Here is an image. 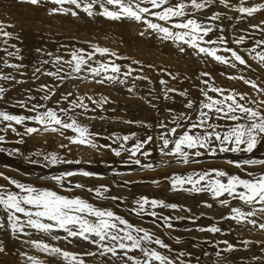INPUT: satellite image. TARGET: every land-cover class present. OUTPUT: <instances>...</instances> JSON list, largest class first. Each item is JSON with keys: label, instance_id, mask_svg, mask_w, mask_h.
<instances>
[{"label": "snow or ice", "instance_id": "6c2138e0", "mask_svg": "<svg viewBox=\"0 0 264 264\" xmlns=\"http://www.w3.org/2000/svg\"><path fill=\"white\" fill-rule=\"evenodd\" d=\"M19 2L37 7L54 5L48 9L49 15L80 18L83 13L92 20L102 18L109 22L136 24L141 37L170 42L178 53L195 57L198 62H215L228 70H235L238 74L230 73L228 79L243 81L257 96L253 98L246 92L220 87L210 72L201 70L196 77L198 83L191 85L198 90L199 96L193 97L190 87L179 88L163 78L167 75L171 81L183 83L177 74L165 73L163 68L157 92L153 80L145 71V67L154 69V65L145 66L138 60L121 64L118 61L128 58L107 47L91 44L92 51L73 47L66 53L67 59L58 51L37 47V64L33 66L32 76L36 79L40 75L50 77L54 84L37 87L38 97L27 94L26 90V98L18 99L12 105L23 109L24 113L0 109V153L41 169H51L60 165L92 163L91 159L69 158L73 145L97 152L108 149L114 157H125L121 163L142 171L156 170L157 165L142 162V159L147 160L152 155L154 149L161 157L168 158L159 167L198 165L205 158L216 159L233 153L239 158L226 159L225 163L235 167L243 176L232 174L225 168L208 167L165 177L171 191L190 196L207 195L211 197V202L206 201L205 208L212 209L215 204L221 209H228L219 218L210 217L214 221L210 225L200 226L196 225L197 220L207 213L192 214L191 208L143 195L131 199L114 195L109 185L86 188L82 182H74L72 178L78 176L104 178L84 168L37 176L38 181L51 183L54 187L21 181L0 172V178L6 182L0 184V236L22 246L16 264H201V257L195 252L174 251L162 238L166 234L176 245L185 243L180 236L172 235L176 231L175 223L185 220L196 227H185L184 232L209 233L217 237L203 239L204 245L218 249L215 264H228L222 253L249 251L253 245H259L264 251V239L255 240L244 235L245 232L256 231L264 236V157L255 156L258 149L264 148V86H259L255 79L244 74L247 69L255 72L250 61H255L264 69V0L252 4H248L247 0H238V3L237 0ZM257 14L261 18L254 23ZM12 27L13 24L0 22V44L5 46L2 50L6 54L3 67L24 76L26 73L21 70L27 65L23 63V49L16 43H10L19 41L23 44L24 41L19 34L7 30ZM257 32L259 38H256ZM97 54L104 59H96ZM8 58L19 62L10 63ZM220 75L224 76L225 71H221ZM81 79L96 85L120 86L132 96L138 95L135 82L146 81L148 94H140L138 98L155 111V121H121L144 129L143 136L133 131L101 137L100 132L91 130L89 122L97 118L109 119L100 114L106 111L105 105L111 103L107 96L96 98L68 90L54 100L66 82ZM0 81L4 82L0 84V101L5 102L11 89L4 84L27 83L2 70ZM175 97L183 98V107L179 110L171 109L167 103L174 102ZM49 103H54L55 107L49 106ZM43 134H54L67 140V144H58V148L65 150L64 153L47 149L26 150L23 147L28 140H36ZM98 138L111 143H99ZM108 167L112 169L116 186L129 183L117 179L125 173L111 164ZM160 183L153 180L157 186ZM85 188L95 200L117 202V208L126 205L128 212L141 220L151 217L155 229L162 231L157 232L141 223L134 224L110 207H99L80 196L62 194ZM158 209L189 215H162ZM223 222H227V228L221 226ZM233 231L237 233V243L219 238ZM194 240V246L199 247L200 240ZM82 244L87 247L79 252L70 251L65 246L79 247ZM24 247L29 250H23ZM9 251L6 239L0 238V254L7 256ZM202 254L208 255L206 251ZM249 264H264V255L253 256Z\"/></svg>", "mask_w": 264, "mask_h": 264}, {"label": "bare ground", "instance_id": "6f19581e", "mask_svg": "<svg viewBox=\"0 0 264 264\" xmlns=\"http://www.w3.org/2000/svg\"><path fill=\"white\" fill-rule=\"evenodd\" d=\"M18 1V0H17ZM11 2V0L8 2L7 0H0V17L1 18H3L4 16H5V14H9L10 16H12V17H14L15 19H25L26 20V22L27 23H29L30 25H32V26H34V27H40L42 30H40L39 28H37V31L36 32H32V31H29V30H26L25 28H24V26H14V29L13 28H11L10 30H8V31H13L14 33H17V34H19L20 36H22V38H23V44H20L19 43V41H10V43H16L18 46H20L22 49H23V52L24 51H27V50H33V51H35V49L37 48V47H41V48H44V49H46V50H48V51H51V50H49L50 48H52V44H51V41L54 39V37H55V35H56V33H52V31H54V28H53V30H51V29H49L50 27L49 26H53V27H55V28H58V30L59 29H64V31L68 28V26L70 25V24H72L73 22H74V20L76 19V18H72V17H70V16H63V17H60L59 16V18H57L56 19V17H57V15L56 16H50L49 14H48V8L50 7H48V8H44V9H42V8H39V6L37 7V9H38V12H37V14H36V17L37 18H39L40 19V22H37V21H35V19L33 18V11L31 10V9H28V11L26 12L25 10H24V6H25V3H21V2H15V4H18V6H16L15 4H13V3H10ZM248 3V2H247ZM21 5H23V6H21ZM39 11H41V12H39ZM258 16H259V14H257ZM257 16V17H258ZM256 17V21L258 20V19H260L261 17L259 16L258 18ZM67 18H68V23L66 22L67 21ZM89 19V18H88ZM87 18H85L84 16H82L81 17V19H80V22H79V26H80V28H84V30L85 29H87V31L89 30L88 28L90 27V25L92 24H90V19L88 20ZM92 20V19H91ZM63 21V22H62ZM98 21V20H97ZM64 22H66V25L65 24H63ZM70 23V24H69ZM100 26H101V28L103 29V28H105V26H104V22H101V20L99 21V22H97ZM113 23V22H112ZM112 23H110V24H112ZM124 23H126V22H124ZM255 23V22H254ZM17 25H18V23H16ZM60 24V25H59ZM63 24V25H62ZM127 24V23H126ZM98 25V26H99ZM114 25H115V22H114ZM120 25H122V24H120ZM118 26V25H117ZM49 27V28H48ZM107 27H109V26H107ZM106 27V28H107ZM114 27V26H113ZM116 27V26H115ZM114 27V28H115ZM123 27H125V26H123ZM131 27H133V25L131 26ZM92 28V27H91ZM105 28V29H106ZM136 28V27H135ZM137 28H138V26H137ZM49 29V30H48ZM111 29H113V28H111ZM133 29V28H132ZM93 30V29H92ZM96 31H97V29H95ZM101 30V29H100ZM110 30V29H109ZM119 30H121V29H119ZM119 30H117V31H119ZM138 29H135V32H136V34H137V37H134V38H132V39H138L142 44H143V49H142V47L141 46H136V48L137 49H139L141 52H142V55L141 56H144L145 57V55H147L149 58H150V60H151V62L152 63H154V65L156 64V65H158L159 63H160V65H165L166 66V63L167 62H169L171 59H174L175 61H177V62H179V63H182V65H180V66H177V65H170V66H172V67H175V68H173V69H171V70H165L164 72L165 73H174V74H177V76L178 77H180L182 80H183V83H177L176 81H171V77L170 76H167V75H164L163 76V78H166V79H168L169 81H170V83L172 84V85H174V86H176V87H179V88H184V87H190V94H191V96H193V97H198L199 96V93H198V90L196 89V88H194V87H191V85H193V84H195L196 82L195 81H197V79H196V77L199 75V71H201L202 70V67H201V65H203L201 62H198V60H197V58H195V57H191V56H188V55H186V54H180V53H178L177 52V50H176V47H175V45H172L170 42H162V41H160V40H156V41H154L152 38H149V37H141L139 34H138V31H137ZM11 31V32H12ZM61 30H59V32H60ZM84 32V35L86 34H88L89 32ZM66 32V31H65ZM98 32V31H97ZM97 32H96V34H97ZM105 32H106V30H105ZM109 32V31H108ZM114 32V31H113ZM112 32V33H113ZM115 32H116V30H115ZM62 33H64L63 32V30H62ZM100 33V32H99ZM107 33V32H106ZM110 33H111V31H110ZM117 33V32H116ZM120 33V32H119ZM132 33V32H131ZM58 34V33H57ZM124 34V33H123ZM135 34V33H134ZM133 34V35H134ZM58 35H60V34H58ZM58 35H56L57 37H58ZM63 36H64V34H62ZM91 35V34H90ZM95 35V34H94ZM98 35V34H97ZM96 35V36H97ZM99 35H102V34H99ZM108 35V34H107ZM114 35V34H113ZM116 35V34H115ZM125 35V34H124ZM255 35H258V33L257 34H255ZM61 36V35H60ZM68 36H69V34H68ZM71 36V35H70ZM112 36V35H111ZM120 36H121V34H120ZM123 36V35H122ZM128 36V35H127ZM127 36H126V38H127ZM98 37V36H97ZM101 37V36H100ZM116 37H118V35L116 36ZM130 37H132V36H130ZM130 37H128V38H130ZM53 38V39H52ZM56 38V37H55ZM59 38H62V36L61 37H59ZM64 38H66V37H64ZM67 38H69V37H67ZM72 38V37H71ZM71 38H69L70 40H72ZM74 39H76L75 37H73ZM101 38H103V35H102V37ZM123 38H125V37H123ZM122 38V39H123ZM63 39V38H62ZM69 39H66L65 40V42L66 41H68ZM112 39V38H111ZM81 40V39H80ZM84 40V39H83ZM60 41V40H59ZM73 41V40H72ZM98 41V40H97ZM104 41V40H103ZM105 41H106V39H105ZM116 42H117V40H115ZM118 41H119V39H118ZM125 41H126V39H125ZM127 41H128V39H127ZM63 42V41H62ZM70 42V41H69ZM75 42H78V41H76L75 40ZM96 42V41H95ZM99 42V41H98ZM101 42V41H100ZM113 42V41H112ZM116 42H113V43H115V45H117V47H118V42H117V44H116ZM70 43H72V42H70ZM79 43V42H78ZM106 43H108V40H107V42ZM112 43V44H113ZM121 43V42H120ZM62 44V43H61ZM77 44V43H76ZM82 44V43H81ZM84 44H85V42H84ZM99 43H97V45H98ZM102 44V43H101ZM109 44V43H108ZM108 44H106L108 47L107 48H110L109 47V45ZM124 44V43H123ZM123 44H121V46L123 45ZM87 45V44H86ZM86 45H84V46H86ZM103 45H105L104 44V42H103ZM114 45V46H115ZM128 45L129 44H127V46H125L124 47V45L122 46V47H124V48H128L129 50H132L131 48H129L128 47ZM168 45H171V49H175V55H171V56H167V55H163V54H161V51L165 48V47H167ZM82 46V45H81ZM84 46H82V47H84ZM101 46V45H100ZM111 46V45H110ZM114 46L112 45V47H113V49H114ZM133 46V45H132ZM131 46V47H132ZM5 46L3 45V44H0V59H1V62H0V70H2V71H4L5 73H17V75H18V79H22V76H20L18 73L19 72H16V71H14V70H12V69H7V68H4L3 67V59L4 58H6V54H5V52L2 50L3 48H4ZM57 46H55V48H56ZM101 47H103V46H101ZM235 47V46H234ZM77 48H81L80 46H78ZM124 48H122V49H124ZM84 49H85V47H84ZM112 49V48H111ZM115 49H116V46H115ZM114 49V50H115ZM9 50H11V49H9ZM117 50V49H116ZM92 51V50H91ZM120 51H121V49H120ZM23 52H22V54H23ZM133 52V51H132ZM125 53V52H124ZM123 53V55L125 56V54ZM37 54V53H36ZM122 54V53H121ZM134 56H135V54H134ZM141 56H136L137 58V60H140V59H138V58H141V59H143L144 60V58L143 57H141ZM97 57V56H96ZM95 57V58H96ZM98 57H99V55H98ZM97 57V58H98ZM126 57V56H125ZM131 57V56H130ZM133 57V56H132ZM167 57H169V59H167ZM96 58V59H97ZM9 59V62L10 63H17L18 61H15L13 58H8ZM100 59H101V57H100ZM103 59V58H102ZM130 59H132V58H130ZM134 60V59H133ZM32 61H34V59L32 60ZM32 61H30V62H32ZM141 61V60H140ZM29 62V63H30ZM119 62V61H118ZM151 62H150V64H151ZM184 62L187 64V66H185L184 65ZM121 63H123V62H121ZM251 63V62H250ZM211 64V63H210ZM213 64V63H212ZM214 64H215V62H214ZM155 65V66H156ZM179 65V64H178ZM205 65H207V64H205ZM252 65H253V63H252ZM204 66V65H203ZM209 65H207V67H208ZM214 66V65H213ZM218 66V65H217ZM50 67V66H49ZM136 67H139V65H137ZM188 67V68H187ZM206 67V66H205ZM206 67V68H207ZM221 67V66H220ZM219 67V68H220ZM223 67V66H222ZM258 67V66H257ZM27 68V67H26ZM26 68H24V69H22L21 71H23V72H26L25 70H26ZM160 68H163V67H160ZM185 68H187V69H185ZM205 68V69H206ZM218 68V67H217ZM164 69V68H163ZM207 69H212L213 70V72L211 73V75L213 74V75H215V73L217 72V71H219L218 69L216 70V68L215 69H213V67L212 66H210V67H208ZM206 69V70H207ZM225 69V68H224ZM214 70H216L215 72H214ZM226 70V69H225ZM248 70V73L250 74V72H252V70H250V69H247ZM249 70H250V72H249ZM259 70H261V69H259ZM145 71L150 75V77H151V79L153 80V82H154V86L157 88V92H159V84H158V79L159 78H161V76H162V73H161V71H159L155 76H154V74H153V70L151 69V70H148L146 67H145ZM229 71V70H228ZM231 71V70H230ZM235 71V70H234ZM234 71H233V73L232 74H234ZM209 72H210V70H209ZM189 73H192V74H194V76H192V77H190L189 76ZM255 72H253L252 74H254ZM217 74V77L219 76V73L217 72L216 73ZM236 74V73H235ZM247 74V73H246ZM249 74H247V75H249ZM252 74H250L249 76H251ZM212 75V76H213ZM229 75V74H228ZM228 75L226 76V77H224V79H222V80H225V81H223V82H226V85L228 84V83H230L229 82V79H225V78H228ZM256 75V74H255ZM24 76H26V75H24ZM23 76V77H24ZM221 76V75H220ZM225 76V75H224ZM253 76V75H252ZM252 76H251V78H252ZM223 77V76H222ZM46 78V77H45ZM213 78H215L214 76H213ZM221 78V77H220ZM256 78H257V76H256ZM49 78H47L46 80H48ZM255 79V78H254ZM258 79V78H257ZM259 79H260V81H261V79H263L262 77L260 78L259 77ZM50 80V79H49ZM82 80V79H81ZM81 80H79L80 82H81ZM129 80H130V82H131V77L129 78ZM215 80V82L217 81V79H214ZM88 81V80H87ZM235 81V80H234ZM257 82L259 81V80H256ZM198 82V81H197ZM218 82H220V80L218 81ZM222 82V83H223ZM241 82H243V81H241ZM241 82H239V83H241ZM4 82H2V81H0V84H3ZM76 82H73L72 83V85H73V87L74 88H72V89H66V92L65 93H63L62 91H58L59 93L57 94V97H55L54 98V100L56 99V98H59V96H61V95H65L66 93H67V91L68 90H71L72 92H74V93H76V94H79V95H93L94 97H96V98H98L99 96H107L108 98H109V100H112V101H116L117 103H118V99L117 98H119V92H118V90H116L117 91V93L115 92V90H114V92H113V90L111 89L112 87H114V86H112L111 88H108V87H106L107 89H102V88H104L103 86L99 89H93L92 87H90V88H92V89H89V87H88V85L89 84H87V85H85L84 83L82 84V86L84 87V89H82L81 87V84L80 85H78L77 83L75 84ZM87 83H89V82H87ZM136 84H137V93H138V96L140 95V94H143V95H145V94H148V88L146 87V85H143V84H141V82H139V81H136L135 82ZM145 83V82H144ZM237 83V82H236ZM235 83V84H236ZM42 84H46V85H49V86H51L50 85V83H49V81H45V79L43 80V78H42V83H40V84H38V85H33V87H31V89H20V87L18 88V89H15V92L13 91L8 97H7V102H5L4 101V103L2 104H0V109H4V110H8V111H10V112H13V113H17V114H21V113H24V110L23 109H20L19 107H12V105L16 102V100H18V99H23V98H26V90H27V94H33V92H36V88L37 87H39L40 85H42ZM91 84V83H90ZM216 84L218 85V83L216 82ZM232 84V83H231ZM230 84V85H231ZM235 84H233V85H231L232 86V88H236V87H234L235 86ZM242 84V83H241ZM241 84H239V86H242V89L243 88H245L246 90H247V86L246 87H243V85H241ZM261 84L263 85V82L261 81V83L259 84V86H261ZM143 85V86H142ZM4 86L6 87H9V86H11V82H9V83H6V84H4ZM145 86V87H144ZM220 87H222V86H224V85H219ZM238 86V85H237ZM245 86V85H244ZM264 86V85H263ZM85 87H86V89H85ZM87 87H88V89H87ZM110 87V86H109ZM117 87V86H116ZM249 87V90H250V86H248ZM122 88V87H121ZM227 88H230V87H227ZM238 88V87H237ZM235 89V90H238V91H241L240 89ZM125 89V88H124ZM227 90H233V89H227ZM252 90V89H251ZM120 91V90H119ZM243 91H245V90H242V92ZM254 91V90H253ZM249 92L248 90L246 91L247 93L249 92V93H251L250 95L252 96V93H255V91L254 92ZM123 92V91H122ZM248 93V94H249ZM34 95V94H33ZM123 95H124V93H123ZM126 95H127V92H126ZM125 96V95H124ZM128 96H129V94H128ZM146 96V95H145ZM255 96H257V95H255ZM38 97V96H37ZM121 97H123V96H121ZM253 97V96H252ZM73 99L75 98V97H72ZM124 98V97H123ZM133 98H134V96H133ZM255 98V97H254ZM139 98H137V100H138ZM120 100H121V98H120ZM134 100V99H133ZM181 100H183V98H181V97H175V101L174 102H172V101H169V102H167L168 103V106L171 108V109H173V110H179V109H181L182 107H183V104H180V102H181ZM122 101H123V99H122ZM134 101H136V100H134ZM139 101V100H138ZM143 102V101H142ZM63 103V102H62ZM182 103V102H181ZM4 104H7V107L8 108H6V107H4L5 105ZM123 104V103H122ZM130 104H131V106H130ZM143 104V103H142ZM142 104L141 105H139L138 103H133V102H130V101H127L124 105H123V108H120V107H117V106H111L110 108H111V110L112 111H105L106 112V114H108V115H115V116H121V115H123V114H125V116H127V117H129V119L130 120H139L140 121V119L141 120H145V121H147V122H154L155 121V119H153V116L155 115L156 116V114H154L155 113V111L153 110V109H150L149 110V108H148V106H142ZM145 104V103H144ZM177 104H180V106H178ZM49 106H52V107H55V104L54 103H49ZM10 108V109H9ZM113 109L115 110V111H113ZM151 110H153L152 112H154V113H151ZM77 111H79V110H77ZM154 116V117H155ZM124 120V119H123ZM152 120H154V121H152ZM119 125H121V127L123 128V126L125 127L124 129H126V128H128V129H130L129 128V126H131L132 128V131L131 132H133V131H137L138 129L139 130H143V129H140V128H137L135 125H127V124H123L122 122H119ZM128 126V127H127ZM103 127H105V125H103ZM120 127V126H119ZM91 129H92V127H91ZM93 129L94 130H97V131H100V130H103V129H100V128H98V127H93ZM106 129V128H105ZM127 132L124 130V131H121V132H119L118 133V135H124V134H126ZM70 134V133H69ZM138 134L139 135H144L145 134V132H138ZM48 135V134H47ZM44 136V135H43ZM46 136V135H45ZM55 137V136H54ZM9 138H13V137H9ZM41 139V138H40ZM43 139V138H42ZM55 139V138H54ZM101 140V139H100ZM50 141V140H49ZM52 141H53V139H52ZM40 142V141H39ZM54 142H55V140H54ZM40 143H43V142H40ZM47 143H49V144H47ZM58 143V142H57ZM57 143H53V142H45V145L47 144V145H49V146H44V144H43V146L42 147H40V146H38L37 145V143H34V141L33 140H28V142H27V145L26 146H23L26 150H30V149H33L34 148V146H35V148L36 147H38V148H42V149H44V147H48V148H52L53 150H55V149H57L58 147L57 146H55V145H57ZM99 143H102V141H100ZM10 146H15V145H10ZM72 147V146H71ZM86 148V147H85ZM79 149V148H78ZM89 149V148H88ZM264 149V148H263ZM77 150V149H76ZM76 150H72L69 154H68V156L71 158V159H80V158H83V160L84 161H87V160H89L90 159V157L92 158V157H94V156H97V158L96 159H101V157L100 156H98L100 153L99 152H102L103 153V151L104 150H100L98 153H97V151H95V152H93V151H91V152H93V153H97L98 155H94V154H92V155H94V156H92L91 154H89L88 152H87V150H86V152L85 151H80V152H77ZM259 150V149H258ZM262 150V149H261ZM57 151V150H56ZM106 152V151H105ZM259 152V151H258ZM108 153H110V151H108ZM107 152H106V154H108ZM156 154H157V152H156ZM262 154V153H261ZM104 155V154H103ZM109 155V154H108ZM80 156V157H79ZM256 156V155H255ZM104 156H102V158H103ZM108 157V158H107ZM106 158L104 157V161H106V163H108V162H111V159H112V161H113V158H112V156H107ZM256 157H264V155L262 154V155H259L258 154V156H256ZM125 157L124 156H122L121 157V159L118 161L121 165H124L123 163H121V160H123ZM150 158V157H149ZM239 157L236 155V154H234V155H231V154H223V156L222 157H219V158H216V159H212V158H205V159H203L204 160V162H202L201 164H198L197 166H195V165H191V166H186V167H181V166H179L180 168L179 169H175V170H172L173 172L170 174V175H172V174H186L187 172H189V171H191V170H193V169H196V170H199V169H202V168H208V167H220V168H225V169H227L230 173H232V174H240V175H242L243 176V173H239L238 172V170L235 168V167H231V166H228L226 163H225V161H226V159H238ZM98 160H96V161H98ZM103 160H101L100 161V163L103 165ZM0 161H1V165H3V166H7V167H4V168H0V172H4L5 174H8L9 176H11V177H14V178H17V179H20L21 181H26V182H32V183H34V184H44L45 186H48V187H54V185H52L51 183H48V182H40V183H38L37 181H35L34 179H36L37 178V176H39V175H50V174H58L60 171H63V170H72V169H76V168H78V166H73V168L72 167H68V168H66V166L65 165H61V166H57V167H53L52 168V170L51 171H49V170H46V169H39V167H37V166H32V165H28L27 166V164L26 165H24V164H20L19 162H17V161H13V159H11V158H8V156L6 155V156H3V157H1L0 156ZM113 162H115V161H113ZM150 162V161H149ZM166 162V161H165ZM113 164H116L117 165V161H116V163H113ZM119 165V164H118ZM105 166V165H104ZM108 166V165H107ZM15 168V169H18V171L19 172H17V171H15V170H12V169H10V170H8V168ZM113 167V166H112ZM87 168V170H89V171H92V172H95V173H97V174H99V173H102V174H105V170H106V168L104 169V168H102L101 169V167H99V168H93V167H86ZM133 167H129V170H131ZM178 168V167H177ZM115 169H117V170H119V171H124V169H127V168H123V167H121L120 165H119V167L117 166ZM164 169V168H163ZM171 169V168H170ZM107 170H111L112 171V169L111 168H107ZM136 170V169H135ZM160 170V169H159ZM167 170V169H166ZM169 170V169H168ZM15 171V172H14ZM136 171H138V170H136ZM140 171V170H139ZM148 171V170H147ZM150 171V170H149ZM254 171H258V169H254ZM151 172V171H150ZM156 172H157V170H156ZM169 173H170V171H168ZM19 173H22L21 175H19ZM169 173L167 174V175H169ZM158 174V173H157ZM26 175H29V176H31V178L30 177H26ZM101 175V174H100ZM152 175V174H151ZM155 175H156V173H155ZM153 176H154V172H153ZM166 176V175H165ZM151 176H149L148 178H150ZM159 177H160V175H159ZM158 177V178H159ZM155 178V177H154ZM162 178V177H161ZM90 180H87L88 182H84L83 180H81L82 181V183L86 186V188L87 187H91V185H93V186H100V185H104V183H108V180H102V179H100V180H98V179H93V178H89ZM137 179H139V177L137 178ZM160 179V178H159ZM151 181L153 180V179H150ZM155 180H157V179H155ZM162 180V179H161ZM81 181H75L74 180V182H81ZM93 181H97L99 184H93V183H91V182H93ZM104 182V183H101V182ZM122 181H124V180H122ZM130 183H132V180L130 179ZM136 181H138V180H136L135 179V182ZM141 181V180H140ZM142 181H144L143 180V178H142ZM146 181H148V180H146ZM134 182V183H135ZM145 182V181H144ZM130 183H128L129 185H132V184H130ZM141 183V182H140ZM0 184H6V182L3 180V179H0ZM136 185H137V183H135ZM146 184V183H145ZM166 184V183H165ZM134 185V184H133ZM132 185V186H133ZM135 185V186H136ZM141 185V184H140ZM122 186V185H121ZM120 186V187H121ZM128 186V185H127ZM132 186H129V187H132ZM162 186V185H161ZM160 186V187H161ZM163 186H164V184H163ZM162 186V188H160V190H158V191H154V190H146L145 188H139V190H136L137 188H138V186H137V188H135L134 187V189L136 190H134L133 189V187H132V189H133V191H135V192H133L132 191V193L130 192H126L127 190H126V188H125V190L126 191H124L123 190V193L125 194V195H128V194H131L132 196L131 197H128V196H126V197H128L129 199H131V198H133V197H139V196H148L149 198H156V199H163V200H165L166 202H168V201H171V197H173V196H171L170 194H166L165 192H166V190L168 191V186H165V187H163ZM119 187V186H118ZM119 187V188H120ZM142 187H145V186H142ZM147 187V186H146ZM152 187V186H151ZM122 188H124L123 186H122ZM121 188V189H122ZM156 188H158L157 186H156ZM57 191H59L58 189H56ZM80 190H82V189H80ZM87 191V190H86ZM128 191H130L129 189H128ZM79 191H74V192H71V193H62V194H65V195H70V196H77V193H78ZM84 192V191H83ZM118 192V191H117ZM87 193V192H86ZM85 192L84 193H79L78 194V196H80V197H82V198H84V199H87L89 202H91V203H93V204H95V205H97V206H99V207H110V208H112L114 211H116L118 214H123L122 212H120V211H118L116 208H114V204H116L117 202H111V201H109V203H104L103 201H97V200H95L94 198H92L91 197V194L90 193H87V194H89V195H87ZM112 194H114V195H120V194H122V192L119 190V192L118 193H112ZM93 196V195H92ZM122 196H124V195H122ZM178 196V195H177ZM168 197H169V199H168ZM208 199V198H207ZM206 199V197H189L188 196V198H186L185 200H182V199H180L181 200V202L180 203H183V206L182 207H188V208H193V207H196L199 203L200 204H202V206H201V208H204L205 210H206V212L204 211V213H207V215H205V216H202L199 220H197V222H196V225H200V226H208V225H210L211 223H213L214 221H213V219H211L210 217H211V215H215V216H221L222 214H225V213H227V211H228V209H226V210H221V209H215V208H212V209H207V208H205L204 207V203L207 201L208 202V200ZM104 201H106V200H104ZM176 202L178 201V200H175ZM169 203H172V202H169ZM112 204H113V206H112ZM123 206V205H122ZM125 207V206H124ZM199 207V206H198ZM126 208V207H125ZM195 209H197V208H195ZM200 210V209H199ZM212 210V212L214 213V214H212V213H210V211ZM160 214H164V215H170V214H167V210L165 211L166 212V214L165 213H163V211H159V209L157 210ZM171 211V210H170ZM168 212V213H171V212ZM197 211V210H196ZM175 213V212H174ZM183 214H185L184 212H182ZM181 213V214H182ZM199 213V212H198ZM126 214V213H125ZM125 214H124V216H125ZM128 214V213H127ZM173 214V213H172ZM180 214V213H179ZM178 214V215H179ZM193 214V213H192ZM209 214H211V215H209ZM130 215V214H129ZM186 215H189V213H186L185 214V216ZM208 215L210 216V217H208ZM128 216V215H127ZM132 216V215H131ZM135 217V216H134ZM126 218H128V217H126ZM131 218V217H130ZM129 218V219H130ZM132 218H133V216H132ZM131 218V219H132ZM216 218V217H215ZM139 219V218H138ZM136 220V219H135ZM144 220H146V221H141L140 222V220H139V223H141V224H143L144 226H149V227H151L153 230H155V231H157V232H161L162 230L161 229H155V226L152 224V219H149V218H144ZM133 222V221H132ZM175 227L176 228H178V229H184L185 227H190V228H194V227H196V225H193L190 221H181V222H178V223H175ZM221 226L222 227H225V228H227V222H223L222 224H221ZM175 234V235H179L177 232H172V234ZM183 232H181V234H182ZM183 235V234H182ZM184 235H186V233H184ZM189 235H191L190 236V238H191V240H190V242H192L193 243V240H194V238H196V239H205V238H207V239H216L217 237H213L211 234H209V233H204V234H200V233H190ZM244 235L246 236V237H248V238H251V239H255V240H259V239H264V236H262L259 232H256V231H254V232H252V233H247V232H245L244 233ZM236 236H237V233L235 232V231H233L231 234H228V235H225V236H223V237H219L220 239H227V240H229L230 242H232V243H234V241L236 240ZM0 238H4V239H6V243H7V248L10 250L9 251V253L11 252V251H17L16 252V254H17V256H19V251L21 250V245H19V244H17V243H15V242H12V241H10V240H7V238H5V237H2V236H0ZM162 238L163 239H165V241L167 242V243H169L170 244V242H168V238H165V234L164 235H162ZM184 238H185V236H184ZM186 239V238H185ZM200 240V241H201ZM195 241V240H194ZM237 241V240H236ZM186 242V241H185ZM201 244H202V242H200ZM237 243V242H236ZM195 244V243H194ZM83 245V247L82 248H84V247H87L86 245H84V244H82ZM67 246V245H66ZM187 246H190V244L189 243H184L183 244V246H177V247H175V246H173L174 247V251L175 250H179L181 247H182V249L183 250H186V251H188V248H186ZM69 247V246H68ZM200 247H204V248H207L208 249V251L209 252H207L208 253V255L206 256V258H204L205 257V255L203 256V254H201L202 256L201 257H203L205 260H201L202 262H201V264H208V263H210L211 261H213V262H215V260H216V257H215V252L218 250V249H214L213 247H211L210 245H205V246H200ZM221 247H223V246H221ZM73 250H78V249H80V248H77L75 245H73ZM190 248V247H189ZM258 249H261V247L259 246V245H253V246H251L250 247V250L249 251H243V250H241V251H238V252H233V253H222V255L224 256L225 254L227 255V254H234V256H231V257H226L227 258V261H228V264H249V261H251V259H252V257L253 256H257L258 255V253H259V250ZM23 250H25V248H23ZM72 251V250H71ZM206 251V250H205ZM262 251V250H261ZM188 252H195L196 253V255H198V253L200 252H198L197 250H189ZM264 252V251H263ZM236 254V255H235ZM213 258H215V260H213ZM208 262V263H207ZM212 262V264H215V263H213ZM0 263H2V264H8V261H7V259H4V258H1L0 257ZM211 264V263H210Z\"/></svg>", "mask_w": 264, "mask_h": 264}, {"label": "rangeland", "instance_id": "374dc122", "mask_svg": "<svg viewBox=\"0 0 264 264\" xmlns=\"http://www.w3.org/2000/svg\"><path fill=\"white\" fill-rule=\"evenodd\" d=\"M8 2L10 1V0H7ZM18 2L17 0H11V2L10 3H13V4H15V2ZM247 2H248V4H252V3H259V2H262V0H247ZM237 3H238V0H237ZM16 6H18V4H15ZM21 6H23V5H21ZM50 6V7H49ZM51 8V7H54V5H51V4H47V5H42V6H39V8H42V9H46V8ZM48 8V9H49ZM28 9H31L32 11H33V18L35 19V21H37V22H40V19L39 18H37L36 17V14H37V12H38V9H37V6H31V5H29V4H27V3H25V6H24V10L27 12L28 11ZM39 12H41V11H39ZM230 14H232V13H230ZM233 15H235V14H233ZM50 16H56V15H50ZM59 16L60 17H63L62 15H57V17H56V19L57 18H59ZM82 16H84V14L83 13H81L80 14V18H76L75 20H74V22L72 23V24H70L69 26H68V28L64 31V29H59V30H61L60 32H59V30H58V28H55V27H53V26H49L48 28L49 29H51V30H53V28H54V31H52V33L54 32V33H56V35H58V34H60L61 36H62V38H59V37H61L60 35H58V37L55 35V37H54V39L51 41V44H52V48H50L49 50H51V51H58L59 52V54H61V55H64L65 56V58L67 59L68 58V56L66 55V53L71 49V48H73V47H78V46H80L81 48H83L84 49V47H85V51H91L92 49L90 48V45L91 44H96L97 45V43H99L98 45L100 46H103V47H108L106 44H108L109 45V49H111V50H114L115 49V46H116V49L114 50V51H116L117 53H119L121 56H124L123 55V53L125 54V56L128 58L127 60H121V61H119V63H121V62H123V63H121V64H130L131 63V61L134 59V60H137L136 58V56H141L142 55V52L139 50V49H137L136 48V46H141L142 47V49H143V44L138 40V39H132V38H134V37H137V34H136V32H135V29H138L137 28V26L138 25H136V24H133V23H129V22H126V23H115V25H114V22L112 23V22H109V21H106V20H104V19H102V18H99V19H96V20H89L86 16H84L85 18H87L89 21H90V27L88 28L89 30L87 31V29H85L84 30V28H80V26H79V22H80V19H81V17ZM258 16V15H257ZM260 16V15H259ZM258 16V17H259ZM257 17V18H258ZM98 20V21H97ZM101 20V22H104V26H105V28L107 27V26H109V27H107L106 29L105 28H101V26L97 23V22H99ZM260 19H258L257 21H256V19L253 21V22H258ZM0 22H3V23H10V24H13L14 26H24V28L26 29V30H29V31H32V32H36L37 31V28H39L40 30H42L40 27H34V26H32V25H30L29 23H27L26 22V20L23 18V19H15L14 17H12V16H10L8 13L7 14H5V16L3 17V18H1L0 17ZM63 22V21H62ZM67 23H68V18H67V21H66ZM66 22H64L63 24H65L66 25ZM16 23H18V25L16 24ZM110 23H112V24H110ZM245 23H247V22H245ZM62 24V25H63ZM120 24H122V25H120ZM60 25V24H59ZM99 25V26H98ZM118 25V26H117ZM133 25V27H131ZM115 28H114V27ZM123 26H125V27H123ZM92 27V28H91ZM136 27V28H135ZM139 27V26H138ZM13 29H14V27H12ZM111 28H113V29H111ZM133 28V29H132ZM11 28H8L7 30H10ZM48 29V30H49ZM93 29V30H92ZM95 29H97V31L95 30ZM101 29V30H100ZM110 29V30H109ZM119 29H121V30H119ZM62 30H63V32L64 33H62ZM105 30H106V32H105ZM115 30H116V32H115ZM117 30H119V31H117ZM12 31V30H11ZM89 32L87 35L85 34L84 35V32ZM109 31V32H108ZM110 31H111V33H110ZM114 31V32H113ZM138 31V30H137ZM229 31H231V29H229ZM13 32V31H12ZM96 32H97V34H96ZM100 32V33H99ZM113 32V33H112ZM120 32V33H119ZM132 32V33H131ZM14 33V32H13ZM53 33V34H54ZM58 33V34H57ZM125 35H124V34ZM135 33V34H134ZM258 33V32H257ZM256 33V34H257ZM62 34H64V36L62 35ZM68 34H69V36H68ZM91 34V35H90ZM95 34V35H94ZM99 34H102L103 35V38H101L102 37V35H99ZM108 34V35H107ZM114 34V35H113ZM116 34V35H115ZM120 34H121V36H120ZM134 34V35H133ZM71 35V36H70ZM98 37H97V36ZM112 35V36H111ZM118 35V37H116ZM123 35V36H122ZM128 35V36H127ZM101 36V37H100ZM126 36H127V38H126ZM130 36H132V37H130ZM134 36V37H133ZM259 36H260V34L258 33V35H256V38H259ZM64 37H66V38H64ZM67 37H69V38H71L72 40H70L69 38H67ZM73 37H75L76 39H74ZM123 37H125V38H123ZM128 37H130V38H128ZM112 38V39H111ZM123 38V39H122ZM66 39H69L68 41H66L65 42V40ZM81 39V40H80ZM84 39V40H83ZM105 39H106V41H105ZM118 39H119V41H118ZM125 39H126V41H125ZM127 39H128V41H127ZM153 39V38H152ZM155 39V38H154ZM153 39V40H154ZM60 40V41H59ZM75 40L76 41H78V42H75ZM99 42H98V41ZM104 40V41H103ZM107 40H108V43H106L107 42ZM115 40H117V42L119 43L118 44V47H117V45H115V43H113V42H116ZM157 39H155L154 41H156ZM63 41V42H62ZM72 42V43H70V42ZM96 41V42H95ZM101 41V42H100ZM113 41V42H112ZM84 42H85V44H84ZM103 42H104V44L105 45H103ZM117 42H116V44H117ZM121 42V43H120ZM62 43V44H61ZM77 43V44H76ZM82 43V44H81ZM102 43V44H101ZM113 43V44H112ZM124 43V44H123ZM87 44V45H86ZM121 44H123L124 45V47L125 46H127V44H129L128 45V47L129 48H131L132 50H129L127 47L126 48H124V47H122L121 46ZM84 46V45H86V46H84V47H82V46ZM111 45V46H110ZM112 45L114 46V49H113V47H112ZM133 45V46H132ZM55 46H57L56 48H55ZM132 46V47H131ZM230 46H233L234 47V45H230ZM122 48H124V49H122ZM120 49H121V51H120ZM133 51V52H132ZM175 49H171V45H168L167 47H165L162 51H161V54H163V55H167V56H171V55H175ZM122 53V54H121ZM134 54H135V56H134ZM24 57H25V59L23 60V63L25 64V65H27V68H26V76H22V79L23 80H26L27 81V83H24V84H12L11 83V86H9L8 88H10L11 89V91H9L6 95H7V97L14 91L15 92V89H18L19 87H20V89H31V87H33V85H38V84H40V83H42V78H43V80L45 79V81H49V83H50V85L52 86L53 84H54V81L52 80V78H50V77H46V76H43V75H40V77H39V79H36L35 77H33L32 76V71H33V66L34 65H36L37 64V58H38V54H36V52L35 51H33V50H27V51H24L23 52V54H22ZM124 56V57H125ZM131 56V57H130ZM133 56V57H132ZM97 57H98V54H97ZM96 57V58H97ZM141 57H143L144 58V60L143 59H141V58H138V59H140V60H138V61H140V62H142L145 66H147L148 64H150V62H151V60H150V58L147 56V55H145V57L144 56H141ZM130 58H132V59H130ZM34 59V61H32ZM97 59H100V57H98ZM102 59V58H101ZM104 59V58H103ZM167 59H169V57H167ZM30 61H32V62H30ZM0 62H1V59H0ZM19 62V61H18ZM17 62V63H18ZM30 62V63H29ZM251 62V64L253 63V65H252V68H254L255 69V73L254 74H252L253 73V71L252 72H250V70H252V69H250L249 70V72H250V74H252L251 76H252V79H254L255 78V80H259L257 83H258V85L261 83V81L263 82V85H264V69H261L260 67H259V65H257L256 64V62L255 61H250ZM151 64L152 65H154V63H152L151 62ZM177 65V66H180V65H182V63H179V62H177V61H175L174 59H171L169 62H167L166 63V66L165 65H160V63L158 64V65H154L155 66V68L154 69H152L153 70V74H154V76L161 70V68L160 67H163L164 68V71L166 70H171V69H173V68H175V67H172V66H170V65ZM179 64V65H178ZM203 65H201V67H202V70H204V71H208L209 72V70H210V73H212L213 72V70L212 69H207L208 67H210V66H212L213 67V69H215L216 68V70L218 69L219 71H217L218 73H219V76L217 77V72L215 73V75H213L215 78L214 79H217V83H218V86L219 85H224V86H222L223 88H225V89H234V88H232V86L231 85H233V84H235L236 82V84H235V86L234 87H238L237 89H242V86H239V84H241V85H243V87H246L247 86V90L249 91V92H252L253 90H251V88H250V90H249V85H245L244 86V84H243V82H241V81H238V80H229V82L230 83H228L227 85H226V82H223V81H225V80H222V79H224V77H226L228 74H230L231 72L233 73V71L234 70H229L228 71V69H226V67L225 66H221V65H218V64H214V62H213V64L211 63V64H207V65H209L208 67H207V65H205V63H202ZM184 65L185 66H187V64L184 62ZM214 65V66H213ZM218 65V66H217ZM207 68H206V67ZM221 66V67H220ZM258 66V67H257ZM46 68H49L50 69V67L49 66H45ZM218 67V68H217ZM220 67V68H219ZM188 68V67H187ZM187 68H185V69H187ZM207 70H206V69ZM226 70H225V69ZM259 69H261V70H259ZM50 70H54V69H50ZM148 70H151V69H148ZM216 70H214V72L216 71ZM221 71H225V76H220V72ZM156 73V74H155ZM231 73V74H232ZM236 72L234 71V74H235ZM249 74L248 73V70H246L245 71V75H247V74ZM19 74V73H18ZM236 74H238V73H236ZM249 74V75H250ZM256 74V75H255ZM12 75H15L16 77H17V79H18V75H17V73H12ZM20 75V74H19ZM249 75H247V76H249ZM189 76L190 77H192V76H194V74H192V73H189ZM251 76H249L250 78H251ZM256 76H257V78H256ZM46 77V78H45ZM221 77V78H220ZM259 77L261 78H263V79H261V81H260V79H259ZM47 78H49L48 80H46ZM225 79H228V78H225ZM220 80V82H218ZM87 82H89V83H87ZM140 82V81H139ZM196 83H198L197 81H195ZM223 82V83H222ZM239 82H241V83H239ZM72 83L73 82H66V84L65 85H63V86H61L60 87V91H62L63 93H65L66 92V89H72V88H74L73 87V85H72ZM78 85H80L81 84V86H82V84L84 83H86L85 85H87V84H89L88 85V87L90 86V87H92L93 89H100L102 86L104 87V88H102V89H107L106 87H108V88H111L112 86L111 85H107V86H105V85H96L94 82H90V80H81V82L80 81H77L76 82ZM75 83V84H76ZM91 83V84H90ZM146 81H145V83L144 82H141V84H143V85H146ZM232 83V84H231ZM231 84V85H230ZM142 85V86H143ZM238 85V86H237ZM262 84H261V86H263ZM110 86V87H109ZM7 87V86H6ZM88 87H87V89H88ZM89 87V89H92V88H90ZM145 87V86H144ZM227 87H230V88H227ZM82 89H84V87L82 86L81 87ZM235 88V89H236ZM85 89H86V87H85ZM112 90H113V92H114V90H115V92L117 93V91L116 90H118V92H119V98H117L119 101H118V103L116 102V101H112V100H110L111 101V103H109V104H107V105H105V108H106V111H112L111 110V106H117V107H120V108H123V105L127 102V101H130V102H133V103H138L139 105H141L142 103V106H148V105H146V104H144V102H142V100L141 99H138L137 100V98L139 97L138 95L137 96H134V98H133V96L131 95V94H129V96H128V93H127V95H126V88L124 89V88H121L120 86H114V87H112L111 88ZM58 90V91H59ZM120 90V91H119ZM242 90H245V91H243V92H246L247 90L245 89V88H243ZM241 90V91H242ZM123 91V92H122ZM114 92V93H115ZM248 92V93H249ZM254 92V91H253ZM59 93V92H58ZM123 93H124V95H123ZM247 93V92H246ZM33 94L34 95H36V96H39V94L37 93V92H33ZM33 94H30V95H33ZM118 94V93H117ZM251 93H249V95H250ZM146 96H147V94H145ZM255 95H257L256 94V92L255 93H252V96H253V98L254 97H256ZM121 96H123V97H121ZM120 98H121V100H120ZM122 99H123V101H122ZM136 100V101H134V100ZM183 100H181V102H182ZM180 102V104H182ZM3 104L4 103V101H0V104ZM123 103V104H122ZM180 104H177L178 106H180ZM5 106L4 107H6V108H8L7 107V104H4ZM130 106H131V104H130ZM149 108V107H148ZM10 109V108H9ZM151 108H149V110H150ZM153 110H151V113H154V112H152ZM101 115H104L105 117H109V119H106V120H100L99 118H97L95 121H91V122H89V123H91V127H92V131H94V132H100L101 133V137H103V136H105V135H109V134H111V133H116V134H118L119 132H121V131H126L127 133L126 134H128V133H130L131 131H132V127L131 126H129V128L130 129H128V128H126V129H124L125 127L123 126V128L121 127V125H119V122H121L123 119H129V117H127V116H125V114H123V115H121V116H115V115H108V114H106V112L104 111L103 113H100ZM154 114H156V113H154ZM91 115H97L96 113H91ZM155 116V115H154ZM153 116V119H155L156 118V116H157V114H156V116L154 117ZM140 121H145V120H141L140 119ZM152 121H154V120H152ZM87 122V121H86ZM103 125H105V127H103ZM98 127V128H100V129H103V130H100V131H97V130H94L93 129V127ZM120 126V127H119ZM128 127V126H127ZM106 128V129H105ZM145 132V130L143 129V130H137L136 132ZM44 135V136H43ZM43 135H41L39 138H37L36 140H33L34 141V143H37V145L38 146H40V147H42L43 146V144H44V146H49V145H47V144H49V143H47L46 145H45V142H53V143H57V145H55V146H57L58 147V144H61V143H63V144H67L68 143V141L67 140H64L63 138H59V137H57V136H55L54 134H43ZM46 135V136H45ZM55 136V137H54ZM140 136H142V135H140ZM9 137H11V136H9ZM41 138V139H40ZM43 138V139H42ZM55 138V139H54ZM11 139V138H10ZM52 139H53V141H52ZM101 139V140H100ZM50 140V141H49ZM54 140H55V142H54ZM43 142V143H40V142ZM100 141H102V144L103 143H111V141H109V140H104V139H102V138H98V142H100ZM27 145V144H26ZM25 145V146H26ZM114 147H115V145H113ZM79 148V149H78ZM44 149H47V150H53L52 148H48V147H44ZM77 149V150H76ZM30 150H42V148H38V147H36L35 148V146H34V148L33 149H30ZM58 151V152H60L61 154H63L64 153V151L65 150H63V149H60V148H57V149H55V151ZM72 150H76L77 152H80L81 150L82 151H85L86 152V150H87V152L89 153V154H94V155H98L99 153V155L98 156H100V157H102V156H104L105 158L107 157V156H112V158L114 157L113 155H111V153H108V149H101V150H104L103 151V153L102 152H97L96 154L95 153H93V152H95V151H93V150H91V149H88L87 147L85 148L84 146H75V145H73L72 146ZM91 151H93V152H91ZM109 154H106V152ZM259 151V152H258ZM156 152H157V154H156ZM264 155V149L262 148V150L261 149H259V150H257L256 152H255V155L256 156H258V154L259 155H262V154ZM104 154V155H103ZM227 154H231V155H234L233 153H227ZM7 154L6 153H0V156L1 157H3V156H6ZM94 155H92V156H94ZM8 156V155H7ZM80 157V156H79ZM104 157L102 158V159H96L97 158V156H94V157H90V159L92 160V163L91 164H89V163H82V164H80V165H75V164H72V165H65L66 166V168H68V167H72L73 168V166H78V168H84V169H86L87 170V168L86 167H93V168H99V167H101V169L102 168H106V170H105V174H102V173H99V175L100 176H103L104 178L102 179V180H108V183H104L103 181L101 182V183H104V185H109V186H111V188H112V193H118L119 192V190L122 192V194H120V195H124V196H128V197H131L132 195L131 194H128V195H125L124 193H123V190L124 191H126V192H131L132 193V191H133V189H134V187L135 188H137V186H138V188L136 189V190H139V188L141 189V188H147L146 190H154V191H158V190H160V188H162V186H163V184H164V186L163 187H165V186H168L167 188H168V191L166 190V194H170L171 196H173V197H171V201H168V202H172V203H177V204H179V205H181V206H183V203H180L181 202V200L180 199H182V200H185L186 198H188V196L189 197H199V196H190V195H188V194H186V193H177V192H173V191H171L170 190V186H169V184H168V182H167V180L165 179V177H168V176H170V174L173 172L172 170H175V169H179L180 167L179 166H181L182 168L183 167H186V166H182V165H176V164H173L171 167H159V165H161V163H163V162H165L168 158H163V157H161L160 156V154H159V152H158V150H153V152H152V155L150 156V158H148L147 160H143L142 159V162H144V163H152V164H154V165H157V167H156V170H157V172H156V170L155 171H147V170H138V169H136V170H138V171H136L134 168H132L131 170H129V166H127V165H121L118 161L121 159V157L120 158H117V157H114L113 158V161H115V162H113L112 161V159H111V162H108V163H106V161H104L103 159H104ZM8 158H11V159H13V161H17V162H19L20 164L22 163V164H24V165H26V163H24L21 159H17V158H12V157H9L8 156ZM70 158V157H69ZM108 158V157H107ZM96 160H98V161H96ZM101 160H103V165L100 163V161ZM88 161V160H87ZM116 161H117V165L116 164H113V163H116ZM150 161V162H149ZM203 162H204V160H203ZM109 164H111L112 166H113V168H116L117 166L119 167V165L121 166V167H123V168H127V169H124V171H123V173H125V175H123V176H121V177H118L117 179L118 180H120V181H122V180H126V181H129V183L131 182L130 181V179L132 180V183L134 184H132V183H130V184H132V185H129V184H127V185H123L122 184V186L124 187V188H122V186L119 188L118 186H116V184H114L113 183V173H112V171L111 170H107V168H109L107 165H109ZM119 164V165H118ZM29 164H27V166H28ZM105 165V166H104ZM61 166V165H60ZM195 166H197V165H195ZM5 166H3V165H1V161H0V168H4ZM178 167V168H177ZM164 168V169H163ZM171 168V169H170ZM10 169H12V170H14L15 168H8V170H10ZM39 169H41V168H39ZM100 169V168H99ZM160 169V170H159ZM167 169V170H166ZM169 169V170H168ZM46 170H49V171H51L52 170V168L51 169H46ZM168 171H170V173L168 172ZM15 172V171H14ZM17 172H19V171H17ZM122 172V171H121ZM153 172H154V176H153ZM155 173H156V175H155ZM158 173V174H157ZM169 173V175H167ZM22 173H19V175H21ZM59 174V173H58ZM152 174V175H151ZM6 175H8V174H6ZM159 175H160V177H159ZM166 175V176H165ZM9 176V175H8ZM149 176H151L150 178H148ZM11 177V176H10ZM26 177H30L31 178V176H29V175H26ZM139 177V179H137ZM155 177V178H154ZM160 179H159V178ZM162 177V178H161ZM142 178H143V180L145 181H142ZM0 179H2V178H0ZM73 180H75V181H81V180H83L84 182H88L87 180H90L89 178H84V177H74V178H72ZM93 179H98V180H100L99 178H93ZM135 179L136 180H138V181H136L135 182ZM150 179H153V180H155V179H157V180H159V181H161V183H160V185L159 186H157V185H155V184H153V180L151 181ZM162 179V180H161ZM35 181H37L38 183H40L41 181H38L37 179H34ZM141 180V181H140ZM146 180H148V181H146ZM82 182V181H81ZM137 183V185L135 184V183ZM141 182V183H140ZM42 183V182H41ZM45 183V182H44ZM91 183H93V184H99L97 181H93V182H91ZM146 183V184H145ZM166 183V184H165ZM141 184V185H140ZM136 185V186H135ZM162 185V186H161ZM129 186H132L133 187V189H132V187H129ZM142 186H145V187H142ZM147 186V187H146ZM152 186V187H151ZM156 186L158 187V188H156ZM161 186V187H160ZM91 187H94L93 185H91ZM127 187V188H126ZM122 188V189H121ZM125 188H126V190H125ZM166 188V187H165ZM128 189L130 190V191H128ZM59 190V189H58ZM135 190V189H134ZM135 190V191H136ZM74 191H79L78 193H77V196H78V194L79 193H89L88 191H86V188L85 189H82V190H80V189H76V190H74ZM73 191V192H74ZM84 191V192H83ZM118 191V192H117ZM135 191H133V192H135ZM86 193V194H87ZM91 194V193H90ZM133 194V193H132ZM87 195H89V194H87ZM93 194H91V197L93 198V196H92ZM178 195V196H177ZM200 197H206V199L208 200V202H211V197L210 196H207V195H204V196H200ZM168 199H169V197H168ZM175 200H178L177 202L175 201ZM98 201V200H97ZM100 201H103L104 203H109V201H104V200H100ZM113 203V202H112ZM115 206H114V208H116V204H114ZM202 206V204H198L196 207H193V208H191V210H192V213L193 214H199V213H201V212H206V210L204 209V208H201V206ZM112 206H113V204H112ZM126 208H125V207ZM199 206V207H198ZM195 208H197V209H195ZM213 208H215V209H218L219 208V206L218 205H215L214 204V207ZM118 211H120V212H122L123 214H121V215H124L125 213V217H128L127 219H129L130 217L132 218V216H133V218L131 219H129L130 220V222H132V223H134V224H136V223H139V220H140V222L141 221H146V220H144V218H149V219H152L151 217H144L142 220L141 219H138L134 214H130L129 212H128V210H127V206L126 205H121L119 208H116ZM200 209V210H199ZM219 209H221V208H219ZM167 210V211H166ZM197 210V211H196ZM204 210V211H203ZM221 210H226V209H221ZM159 211H163V213H165L166 214V212H167V214H170V215H178L179 213V215H185V214H183L182 212H179V213H177V212H175L174 213V211H170V210H168V209H159ZM166 211V212H165ZM171 212V213H168V212ZM199 212V213H198ZM128 213V214H127ZM173 213V214H172ZM182 213V214H181ZM210 213H212V214H214L213 212H212V210L210 211ZM130 214V215H129ZM128 215V216H127ZM132 215V216H131ZM162 215H164V214H162ZM209 215H211V214H209ZM208 215V217H210ZM135 216V217H134ZM211 217H216V218H219L220 216H213V215H211ZM136 219V220H135ZM187 221V220H186ZM176 226V225H175ZM176 228V227H175ZM179 228V227H178ZM178 228H176V231L175 232H177L179 235H176V236H180L181 238H182V240L183 241H186L185 242V244L186 243H189L190 244V246H187L186 248H188V251L191 249V250H197L199 253H198V255L201 257L202 255V251H205L206 250V252H209L208 251V249L207 248H202V247H200V246H205L204 244H203V239L200 241V242H202V244L200 243V246L199 247H196V246H194V243H195V241L193 240V243L192 242H190V240H191V238H190V236L191 235H189L190 233H199V232H195V231H193V232H190V233H186V232H184L183 231V229H178ZM170 232H171V230H169ZM181 232H183L182 234H181ZM184 233H186V235H184ZM200 234H204V233H200ZM172 235H175L174 233L172 234ZM184 236H185V238H184ZM165 238H168V236L165 234ZM13 242V241H12ZM168 242H170V245L173 247V246H175V247H177V246H183V244H181V245H176L175 243H174V241H172V240H170L169 238H168ZM237 241L235 240L234 241V243H236ZM66 246V245H65ZM69 246V247H68ZM67 247V249L68 250H72V251H74V252H79V251H81V249H82V247H83V245H80L79 247H77V248H80V249H78V250H73V245H67L66 246ZM190 247V248H189ZM25 248V251H28L29 249H27L26 247H24ZM173 249H174V247H173ZM182 249V247L179 249V250H181ZM259 250V253H258V255H264V252L263 251H261V249H258ZM17 252V251H16ZM16 252L15 251H11L10 253H9V255H7V256H5V255H3V254H0V257L1 258H4V259H7V261H8V264H16V261L18 260V256H17V254H16ZM201 253V254H200ZM234 256V254H225L224 256H226L227 258L228 257H231V256ZM236 255V254H235ZM204 256V255H203ZM204 258H206V256L204 257ZM203 257H201V260H205ZM213 260H215V258H213ZM202 262V261H201ZM212 262L213 261H211L210 263L212 264ZM208 263V262H207ZM210 263H208V264H210ZM213 263H215V262H213ZM0 264H2V263H0Z\"/></svg>", "mask_w": 264, "mask_h": 264}]
</instances>
